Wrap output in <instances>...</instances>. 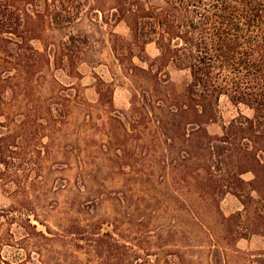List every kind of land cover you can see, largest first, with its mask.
<instances>
[{"label":"trees","instance_id":"obj_1","mask_svg":"<svg viewBox=\"0 0 264 264\" xmlns=\"http://www.w3.org/2000/svg\"><path fill=\"white\" fill-rule=\"evenodd\" d=\"M111 19L126 21L130 35L113 32L107 39L102 23ZM35 41L43 47L36 46ZM110 41L112 44H108ZM105 43L116 58L120 54L118 44L122 43L130 57L147 62V66L133 65L140 77L153 85L141 93L142 98L132 89L130 119L144 113L151 116L156 111L150 90L165 93V117L156 116L157 120L169 123L167 132L173 134L168 135L172 144L178 137L187 144L189 153L180 156L177 164L185 162L186 182L220 215L223 240L235 246L243 237L263 233L264 0H0V66L4 62V66L9 63L13 67V75H2L0 71V127H11L0 130L2 189L13 192L11 186H6L13 176L15 158L24 156H18L19 152L29 150L36 157L39 144L45 137L52 139L69 114V103L56 106L41 92L39 82L45 70L55 64L75 73L79 61L101 64L105 62L101 57L104 51L97 47ZM149 43L157 47L152 57L146 51ZM170 65L190 73V79L180 89L165 71ZM111 71L116 73L115 69ZM11 77L13 97L29 99L27 107L13 111L2 104L12 92L4 83ZM112 82L99 79L101 96L104 86ZM168 85L171 88L165 91L163 87ZM222 95L229 96L235 104L246 105L250 114L240 113L223 125L221 133L212 134L208 125L219 118ZM60 97L65 102L70 100L63 93ZM215 141L221 143L217 148ZM50 143L45 145L49 147ZM216 156L221 158L219 163ZM246 173L251 174L249 179L244 177ZM15 190L19 194L20 190ZM227 193L242 201V210L223 213L221 201ZM119 201L125 203L126 199L120 195ZM21 205L0 213L8 217L6 226L0 228V237L6 227L8 232L12 230L15 212L18 218L14 222L20 230L28 233L31 227L47 238V232L38 230L31 216L34 214L39 223L50 228L47 221ZM103 219L118 230L116 215L102 217V224ZM254 220L258 222L255 225ZM97 234L92 250L94 264H142L136 254L133 256L135 249L114 231ZM221 253L219 247L213 248L214 264H226Z\"/></svg>","mask_w":264,"mask_h":264},{"label":"rangeland","instance_id":"obj_2","mask_svg":"<svg viewBox=\"0 0 264 264\" xmlns=\"http://www.w3.org/2000/svg\"><path fill=\"white\" fill-rule=\"evenodd\" d=\"M102 25L107 39L113 32L130 35L124 20L111 19ZM35 44L43 47L40 41ZM122 46L118 44L120 54L116 58L106 43L99 44L97 48L104 51L101 57L105 62L92 65L79 61L75 73L53 64L41 77V92L56 106L69 103V114L53 138L45 137L39 144L36 157L29 150L19 152L18 156H24L15 158L13 176L6 186L13 188L12 194L0 184V213L23 204L38 213L50 228L33 214V223L48 237L36 234L31 227L28 233L22 231L14 222L18 217L13 212L12 230L8 232L6 227L0 237V264H94L95 238L98 232L106 231H114L127 241L128 247L135 249L133 256L136 254L142 264H214V247L221 249L226 264H264V232L228 246L223 240L220 215L186 182L185 162L182 166L177 162L180 156L188 155L189 148L179 137L172 144L167 132L169 123L157 120L158 116L165 117V93L150 90L156 111L151 116L144 113L130 119L132 89L142 98L153 84L141 78L133 66H147V62L130 57ZM146 51L148 57L154 56L156 44L149 43ZM1 63V74L13 75L11 64ZM165 71L179 89L190 79L187 69L170 65ZM100 78L107 83L113 81L111 86H104L102 96L97 87ZM4 83L12 89L2 102L4 108L13 111L27 107L28 98L13 97V77ZM168 86L163 87L165 91L171 88ZM62 93L70 100L65 102L60 97ZM240 113L249 115L250 109L222 95L219 118L208 125L209 131L221 133L223 125ZM9 127L1 126L0 130L8 131ZM47 141L51 142L49 147L45 145ZM215 144L217 148L221 143ZM220 159L216 156V163ZM244 177L249 179L251 174ZM15 189L20 190L19 194ZM120 195L125 203L119 201ZM221 209L230 215L242 210L243 203L233 193H227ZM114 215L118 217V230L104 219L100 223L102 217ZM7 221L6 215L0 216V228ZM257 223L254 220V225ZM105 244L107 251L108 243ZM117 258L121 263L120 256Z\"/></svg>","mask_w":264,"mask_h":264},{"label":"crops","instance_id":"obj_3","mask_svg":"<svg viewBox=\"0 0 264 264\" xmlns=\"http://www.w3.org/2000/svg\"><path fill=\"white\" fill-rule=\"evenodd\" d=\"M252 241H253V240H252ZM254 242H255V244H257L258 240H256V239H255V241H254ZM261 248H264V243H262V246H261Z\"/></svg>","mask_w":264,"mask_h":264}]
</instances>
